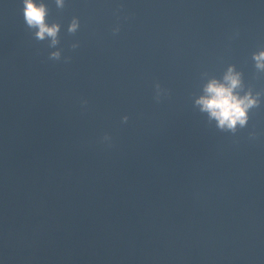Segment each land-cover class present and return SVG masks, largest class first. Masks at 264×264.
<instances>
[{"label": "water", "instance_id": "1", "mask_svg": "<svg viewBox=\"0 0 264 264\" xmlns=\"http://www.w3.org/2000/svg\"><path fill=\"white\" fill-rule=\"evenodd\" d=\"M32 3L54 36L0 0V264H264V0Z\"/></svg>", "mask_w": 264, "mask_h": 264}, {"label": "clouds", "instance_id": "2", "mask_svg": "<svg viewBox=\"0 0 264 264\" xmlns=\"http://www.w3.org/2000/svg\"><path fill=\"white\" fill-rule=\"evenodd\" d=\"M24 18L29 26H38L40 32L37 34L40 38H43L45 32L48 35H55V27L52 29L46 28L44 25L45 11L43 6L36 7L32 0H24ZM74 27V26H73ZM260 58H264V54ZM235 86V81H233ZM207 91L210 93V97L201 101L205 110H209L213 116L220 121V125L225 124L228 127L233 128L237 121L242 125L244 121V111L242 109L243 101H237L235 97L231 95L230 89L223 87H216L210 85Z\"/></svg>", "mask_w": 264, "mask_h": 264}]
</instances>
